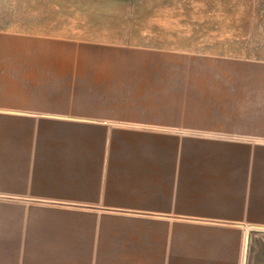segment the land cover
Wrapping results in <instances>:
<instances>
[{
	"label": "crops",
	"instance_id": "0c3cea01",
	"mask_svg": "<svg viewBox=\"0 0 264 264\" xmlns=\"http://www.w3.org/2000/svg\"><path fill=\"white\" fill-rule=\"evenodd\" d=\"M78 34L0 29V264H246L264 121L207 117L204 56Z\"/></svg>",
	"mask_w": 264,
	"mask_h": 264
},
{
	"label": "rangeland",
	"instance_id": "374dc122",
	"mask_svg": "<svg viewBox=\"0 0 264 264\" xmlns=\"http://www.w3.org/2000/svg\"><path fill=\"white\" fill-rule=\"evenodd\" d=\"M0 29L101 31L114 44L204 56L197 69L220 71L197 80L214 86L207 117L226 132L264 121V0H0ZM248 247L246 264H264V230Z\"/></svg>",
	"mask_w": 264,
	"mask_h": 264
}]
</instances>
